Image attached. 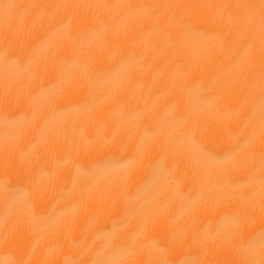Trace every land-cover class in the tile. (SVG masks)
Segmentation results:
<instances>
[{
    "label": "bare ground",
    "instance_id": "bare-ground-1",
    "mask_svg": "<svg viewBox=\"0 0 264 264\" xmlns=\"http://www.w3.org/2000/svg\"><path fill=\"white\" fill-rule=\"evenodd\" d=\"M0 264H264V0H0Z\"/></svg>",
    "mask_w": 264,
    "mask_h": 264
}]
</instances>
